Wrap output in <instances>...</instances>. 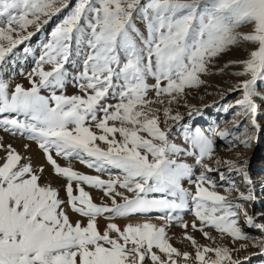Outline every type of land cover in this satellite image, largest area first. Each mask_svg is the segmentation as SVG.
I'll use <instances>...</instances> for the list:
<instances>
[{"label":"snow or ice","instance_id":"obj_1","mask_svg":"<svg viewBox=\"0 0 264 264\" xmlns=\"http://www.w3.org/2000/svg\"><path fill=\"white\" fill-rule=\"evenodd\" d=\"M70 3L0 0V68L18 45L35 35L29 28L39 32ZM73 43L78 56L83 50L82 71L73 78L83 95H57L55 91L51 96L41 95V89L65 87V64ZM242 45H251L247 58L228 64L242 65L234 75L249 78L229 91L242 93L235 105L249 117L251 128L245 127L242 138L228 128L208 129L221 139L232 136L229 147L237 140L247 147L254 138L249 133L259 129L256 98L258 82L264 81V0H76L51 30L36 66L27 74L31 86L16 84L9 92L7 82L0 79V113L27 118H0V129L26 135L45 161L33 166L31 157L22 156L0 137L4 153L0 157V264H145L148 259L152 264H241L226 245L200 244L187 232L188 224L181 225L183 238L194 253L174 247L166 225L145 221L121 227L108 222L101 230L97 218L109 214L111 221L114 216L167 209L171 221V210L186 206L188 193L180 182L191 176L192 167L172 158L184 149L169 141L159 113L163 112L165 124L181 116L179 112L173 115L171 107L153 105L178 102L186 89L205 83L201 75L208 74L214 59ZM44 65L51 68L45 70ZM150 77L154 83L148 82ZM149 92L155 94L154 99ZM109 97L116 102L107 103ZM231 107L224 105L223 110ZM238 124L234 121L232 127ZM184 139L198 150L196 163L205 171H215L204 163V157L213 156L211 137L200 127L193 131L185 125ZM23 147L28 150L30 145ZM53 152L69 163L62 166ZM73 160L97 172L117 169L119 174L107 180L88 175L75 170ZM224 163L229 171L242 174L246 184L253 183L245 158ZM46 167L53 174L47 178ZM53 178L66 180V200L60 197V188L53 186ZM220 178L225 179L223 174ZM206 180L202 171L191 196L195 219L190 227L207 239L214 238L205 231L206 225L234 241L254 239L264 253V237L250 238L237 220L243 213L245 223L262 232L264 224L255 223L243 204L210 191L204 186ZM207 182L214 187V182ZM82 184L101 190L111 204L93 202ZM227 191H237L245 202L257 199L251 189L245 194L234 183ZM152 192L178 196L179 202L148 198ZM69 209L86 217L87 223L70 219Z\"/></svg>","mask_w":264,"mask_h":264},{"label":"rangeland","instance_id":"obj_2","mask_svg":"<svg viewBox=\"0 0 264 264\" xmlns=\"http://www.w3.org/2000/svg\"><path fill=\"white\" fill-rule=\"evenodd\" d=\"M76 0H71L70 6L68 9H65L59 15L54 17L48 24L44 25L43 28L36 32L34 28H29V31L35 32V35L30 39L24 41L22 44L18 45L16 49L13 50V53L7 58V63L0 68V79L4 80L8 84V91L11 92L14 90L16 84H21L25 88L30 87V83L27 78V74L31 72V70L36 66V61L42 54L43 45L48 42L50 32L55 27L56 23L63 19L65 15L71 10V7L75 5ZM27 48L29 51L25 53L24 49ZM251 45H242V46H234L230 50H228L225 54H222L219 58L213 60L211 64H209V72L207 75H201V79L205 81L204 84L200 85L199 87H193L186 89L185 94L179 98L178 102H174L171 105L165 103L163 106L153 105V107H171L172 114L174 115L176 112H179L181 119L179 121H172L168 120L167 124H165L163 112L159 113L160 116V125L164 128L168 133V139L171 143H175L184 149L183 152L177 153L173 155V159L177 160L179 163H186L192 167V174L190 177L182 178L181 187L185 190V186H187V193L188 196L186 198V206L179 209L171 210L174 219L169 221L167 219V212L169 210H156L153 209L147 213H137L132 214L131 216L126 217H112L111 221L107 219L109 214H104V216L98 217L97 221L101 230L106 227L108 222H115L118 226L123 227L125 224L132 223H143L145 221L153 223L155 225H166V232L167 235L170 237V243L173 244L174 247H177L181 251H189L193 252L192 245L186 239L183 238V234L185 229L181 227L182 224H188L189 227L187 232L195 237V239L200 244H208L215 247L217 244H223L228 246L232 251L231 255L233 259H240L241 264H264V253L261 252L259 246L255 245L254 239H241V240H233L231 236L224 234L221 237V234L214 228L210 226H205V231L209 233L211 237L214 239H207L203 233L199 230L192 229L190 227L191 223L195 219L194 216V209L190 204L193 202L191 196L196 192V183L197 178L200 176L201 172H205V176L207 180L214 182V187L210 185L207 180L204 183V186L209 188L210 191H216L221 195H225L231 200L234 204H243L244 207L247 209L249 207V202L254 203H261L264 201V196L262 199H258V190L254 187H249L245 191L241 189L240 192H247L251 189L254 195L257 197L254 201L245 202L239 199L237 191H227L229 188L232 187V184H235V188L237 187L238 181H243L244 177L240 173H236V171H229L228 166L224 163L226 160H238L241 157L245 158L248 162V159L251 161L258 162V160L264 155V149H259L257 152H253V145L255 142H259L264 138V126H260L258 130L253 129L252 132L249 134L254 133V138L252 142L247 146L244 147L239 144L238 140L235 142L234 147H229V141L233 140L232 136H229L227 139H221L218 136L212 135L208 131L210 127H215L218 130L228 128L232 132L233 128L236 135L240 136L241 138L245 134L242 131V126L246 123L248 128H251L249 123V117H245L242 114V109L239 106L235 105V101L241 97L242 93L240 91L230 92L229 89L232 88L238 81L249 78L247 76H237L234 73L239 72L242 70V65L240 64H228L231 60H243L247 58L248 51L250 50ZM83 50L81 51V55L76 54V46L73 43L72 45V53L70 56L69 61L65 64V70L68 73L66 77L65 87L63 89H53V88H45L41 89V95L44 96H51L52 92L55 91L57 95L64 94V95H83L80 89L76 86L74 81V77L80 71H82V61H83ZM225 65H228L225 67ZM45 70H49L51 68L50 65H44ZM35 79H39L35 77ZM148 82L154 83V80L150 77ZM258 91L260 95L257 96L256 103H260L263 101L261 98L262 94L264 96V81L258 82L257 85ZM263 92V93H262ZM262 93V94H261ZM154 93L149 92V98L154 99ZM107 103H115V99L109 97L106 101ZM231 104V107L227 112L223 110L224 105ZM54 106V103H53ZM260 106H258V109ZM217 109V110H216ZM192 113L189 115V113ZM223 113V114H222ZM214 114V115H213ZM239 114V115H238ZM257 114L258 111H257ZM5 116L9 118H16L21 121L26 120L27 118L24 114L17 115L16 113H0V118H4ZM212 119L215 120L217 124H210ZM223 117V120L220 119ZM235 118V119H234ZM257 120V118H256ZM225 121V122H224ZM239 121L237 127L232 128V122ZM209 122V123H208ZM222 123V124H221ZM232 123V124H231ZM185 125L188 126L189 130H195L196 127H200L202 130L205 131L206 135H209L213 141V156L212 157H204V163H207L211 169H215V171H205L202 170L201 165L196 163V154H198V150L194 148H190L188 143L184 139V128ZM229 125V126H228ZM98 131V130H97ZM0 137L3 138V143L5 145L11 144L13 148H15L21 155L27 156L29 155V151L33 149L36 153V156L41 158L38 164L45 163L43 159L42 152L37 148L36 144L32 141L27 139L26 135L16 134L12 135L10 133L4 132L0 129ZM24 140V141H23ZM21 143V144H20ZM24 144H29L30 148L28 150L24 149ZM32 146V147H31ZM34 146V147H33ZM28 151V152H27ZM37 151V152H36ZM27 152V153H26ZM188 152L194 153L193 155H188ZM38 153V154H37ZM239 153V156L237 155ZM41 154V155H40ZM4 153L0 151V157H2ZM54 158L57 159V162L60 163L62 166H66L69 161L61 158L55 157V153L53 152ZM217 160L220 163H217ZM25 162V161H24ZM72 166L75 170L88 174V175H99L102 179H109L115 178L117 174H119V170L117 169H110L104 172H97L95 169H90L86 165L81 164L78 160H73ZM34 166V164H33ZM36 166V165H35ZM249 172V176L251 180L253 179V175L255 174L247 167ZM200 171V172H199ZM227 171V173H226ZM221 174L225 177V179L221 180ZM53 175L51 172L50 167H46L44 176L45 178ZM220 176V177H218ZM218 178V179H217ZM243 178V179H241ZM44 181L41 180V183ZM180 182V183H181ZM53 186H57L60 188L59 195L62 199L66 200V192L63 189V185L66 183V180L55 179L53 178ZM85 191L89 192L93 202L100 204V203H108L111 204V199L108 197H104V193L91 187L89 185H83ZM240 189V188H239ZM119 191H123L125 195L132 196V193L127 192L124 189H118ZM74 194L78 195V192L74 191ZM103 197V200L101 199ZM148 198H167L177 199V197H173L169 193H162V192H152L148 194ZM117 200L120 201V198L117 197ZM210 204V202H209ZM250 215H253V210ZM189 215L191 216L190 221L188 220ZM243 215V213H242ZM69 216L70 219L73 221L79 219L82 223H87V218L82 217L77 213L71 212L69 209ZM193 216V217H192ZM187 217V218H186ZM255 217V216H254ZM242 222L243 228L242 230L250 237V238H262L264 237V232L261 230L249 226L245 223V218ZM199 224V221H196ZM255 223L260 224L258 218H255ZM247 245V247L241 248V245ZM244 257H247L245 260ZM145 264H152L151 260L148 259L145 261Z\"/></svg>","mask_w":264,"mask_h":264},{"label":"bare ground","instance_id":"obj_3","mask_svg":"<svg viewBox=\"0 0 264 264\" xmlns=\"http://www.w3.org/2000/svg\"><path fill=\"white\" fill-rule=\"evenodd\" d=\"M263 93V92H262ZM261 93V94H262ZM262 98V100L263 101H260V103H259V105H258V103H257V105L258 106H260L259 108L260 109H258V113L259 114H256V118H257V124L259 125V128H260V126H264V96H263V94H262V96H261ZM257 100V99H256ZM217 110V109H216ZM223 114V113H222ZM214 115V114H213ZM213 117H211V119H212ZM235 119V118H234ZM223 120V117L220 119V121H222ZM249 120V119H248ZM225 122V121H224ZM209 123V122H208ZM233 123V122H232ZM231 123V124H232ZM210 124H217L216 122H215V120H211L210 121ZM222 124V123H221ZM233 125V124H232ZM229 126V125H228ZM246 127V123L242 126V131H244V128ZM233 128V127H232ZM234 129H236V128H233L232 129V132H234ZM24 141V140H23ZM21 144V143H20ZM32 147V146H31ZM34 147V146H33ZM31 149V148H30ZM253 149H254V151L253 152H257L259 149H264V138L261 140V141H259V142H255V144L253 145ZM28 152V151H27ZM26 152V153H27ZM37 152V151H36ZM29 153V155H28V157H31V160H32V164H34V166L35 165H38V163H39V161H41L42 159L41 158H38L39 157V155H38V157L36 156V153L33 151V149H31V151H29L28 152ZM38 154V153H37ZM41 155V154H40ZM24 156V155H23ZM25 157H27V156H25ZM41 159V160H40ZM252 159V158H251ZM251 159H248V162H247V167H249L250 168V170L252 171V172H254L255 174L253 175V179H252V181H253V183L251 184V185H248V184H246L245 183V181L243 180V181H238L237 182V188H238V190H240L241 191V189L243 190V191H245L246 189H248L249 187H254L255 189H257L258 190V193H257V197H258V199H262V197L264 196V155L258 160V162H253V161H251ZM24 162V161H23ZM25 162H27V161H25ZM203 170V169H202ZM200 172V171H199ZM226 173H227V171H226ZM237 173V172H236ZM218 177H220V176H218ZM218 179V178H217ZM241 179H243V178H241ZM181 185H182V182H181ZM187 186H185V191H187V188H186ZM236 187V186H235ZM240 188V189H239ZM242 191V192H243ZM248 205H249V207L247 208V210H248V213H251V211L253 210V214H254V216H255V218H258V221L260 222V224H264V201H262L261 203H259V202H257V203H254V202H249L248 203ZM190 206L192 207L191 209H194L195 208V204L192 202L191 204H190ZM191 216L189 215V218H188V220L190 221L191 219H193V218H190ZM193 217V216H192ZM187 218V217H186ZM244 219V216L242 215V213H240V215H239V218H238V220H237V223H238V225L241 227V229L243 228V224H242V222L244 221L243 220Z\"/></svg>","mask_w":264,"mask_h":264}]
</instances>
